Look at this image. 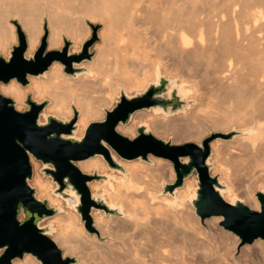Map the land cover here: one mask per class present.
<instances>
[{
  "label": "bare ground",
  "instance_id": "obj_1",
  "mask_svg": "<svg viewBox=\"0 0 264 264\" xmlns=\"http://www.w3.org/2000/svg\"><path fill=\"white\" fill-rule=\"evenodd\" d=\"M43 10L50 31L48 49L61 47L63 37L74 40V49L80 47L89 34L80 16L97 12L90 17L103 22L100 44L84 73L74 78L55 62L44 78L32 80L29 91L38 101H49L45 112L64 120L77 110L76 137H81L90 121L102 119L113 93L145 86L164 68L198 102L196 108L177 122L136 112L116 130L133 136L136 126L146 122L157 133L172 132L175 142L199 140L205 121L215 129L240 130L244 136L219 145L214 168L227 186L223 198L230 203L244 198L259 210L253 197L257 186L248 180L264 170V0H0V54L14 41L16 28L8 24L13 18L26 33L25 56L32 54L41 36ZM0 92L14 100L27 94L16 82L0 85ZM90 159L80 161V168L105 167L98 156ZM231 163L234 169L228 167ZM170 168L137 162L126 169V177L91 189L126 216L95 215L100 236L109 238L106 244L89 239L72 215L62 217L55 242L65 246V253L78 252V264H254L252 252L243 253L246 248L245 259L231 261L237 242L230 239L227 245L225 240L224 245L221 234L227 232L205 234L186 205L195 185L186 183L174 197L152 191L153 185L159 190L172 181ZM252 246L263 255V242L256 240ZM12 264L39 263L26 255Z\"/></svg>",
  "mask_w": 264,
  "mask_h": 264
},
{
  "label": "water",
  "instance_id": "obj_2",
  "mask_svg": "<svg viewBox=\"0 0 264 264\" xmlns=\"http://www.w3.org/2000/svg\"><path fill=\"white\" fill-rule=\"evenodd\" d=\"M17 45L12 46L9 57H0V83L14 80L22 88L28 85V77H40L57 62L64 72L76 75L81 70L73 69L90 56L86 43L79 54L69 55L70 41L63 39L60 50L47 51V30L44 28L39 46L32 56L25 57L27 41L16 22ZM189 95L176 80L165 78L160 72L145 89L128 96L120 89L118 101L110 111H105L102 121L91 122L81 138L74 136L77 112L69 120L45 115L47 101L38 102L29 94L24 104L27 109L18 111L15 102L0 94V264H12L24 256L33 257L39 264H73L74 259L63 257V252L49 237L51 229L40 227V223L61 211L51 207L47 200L36 198L35 189L29 182L33 176L30 159L47 166L45 175L57 186L56 194L80 216L85 229L92 233L91 212H102L109 216H120L117 207H109L103 194H92L88 185L99 180L109 183L106 176L85 174L75 163L101 157L111 170L122 168L111 155L113 151L121 160L148 161L149 156L169 161L175 180L164 187V194L175 196L184 181L196 174L195 195L189 201L199 219L221 217V226L235 234L241 244L264 241V191L257 192L260 211L250 210L242 200L234 198L231 203L223 198L226 185L218 176H211L209 163L210 143L216 138L231 139L235 133L213 134L200 145L184 143L173 145L153 136L148 125L138 124L136 137L130 139L116 131V127L129 124L138 111L152 110L172 115L182 110L183 101ZM43 118V121H41Z\"/></svg>",
  "mask_w": 264,
  "mask_h": 264
},
{
  "label": "rangeland",
  "instance_id": "obj_3",
  "mask_svg": "<svg viewBox=\"0 0 264 264\" xmlns=\"http://www.w3.org/2000/svg\"><path fill=\"white\" fill-rule=\"evenodd\" d=\"M97 12H94L92 15L91 14H88V15H84V16H80L81 17V24L84 26V27H86L88 30H89V34H88V36L81 42V44H80V47L78 48V49H74L73 48V46H74V40H72L71 38H69V37H63V39H66V40H68V41H70V46H69V48H68V50H67V53L69 54V55H74V54H79V53H81V51H82V49H83V47H84V45L86 44V43H88L89 41H92L93 40V43L89 46V48H88V50H87V53L89 54V56H90V58L87 60V59H85V60H83V61H81L80 63H78V64H74L73 65V69H75V70H81V72L80 73H76V75H72L74 78H77V76H79V75H81L82 73H84L85 72V68H84V65L85 64H88L89 62H91L92 60H93V58H94V56H95V54H96V48H97V46L100 44V36H99V33L102 31V29H103V22L102 21H100L99 20V18H96V19H92L90 16H95V14H96ZM46 17H47V13L43 10L42 12H41V14H40V27H41V36H40V38H39V40H38V43H37V45H36V49H34L33 50V52H32V54H30L29 56H32L33 55V53L37 50V47L39 46V43H40V39L42 38V36H43V32H44V28L47 30V39H48V36H49V27H48V24H47V19H46ZM42 19V20H41ZM79 20V21H80ZM13 21L14 22H16L17 23V25L19 26V28L21 29V26H20V24L18 23V20L17 19H15V18H13V19H9V21H8V24L10 25H12L14 28H16L15 27V25L13 24ZM21 31H23L22 29H21ZM23 33L25 34V37H26V33L23 31ZM27 41V40H26ZM15 45H17V39H16V29H15V38H14V41L13 42H11V44H10V46H9V48H8V50H7V52L5 53V55L4 54H0V57H3L4 59H7L8 57H9V51L11 50V48H12V46H15ZM63 47V41H62V44H61V47H59V48H53V49H48L47 48V51L48 50H60L61 48ZM26 53V52H25ZM25 57H28V56H25ZM60 64V63H59ZM83 67V68H82ZM163 70H164V68H161L160 69V71H161V74L165 77V78H167V79H173V80H176V82H177V84H179V79L178 78H171V77H169L168 76V74H164V72H163ZM45 74H46V72L43 74V76H40V77H38V78H36V77H28L27 78V80H28V85L26 86V87H24V88H22L21 86H20V84H18L17 82V84L24 90V91H26L27 92V94L25 95V97L22 99V100H14L13 98H11L10 96H6V95H4L3 93H1L0 92V94L1 95H3V96H5V97H9V98H11L14 102H15V109L16 110H18V111H24V110H26L27 109V107H26V105L24 104V101H25V99H26V96L27 95H31L32 96V99H34V100H36V101H38V99H36L35 97H34V95H33V93H31L29 90H30V88H31V82H32V80L33 79H40V78H44L45 77ZM152 78V79H151ZM154 76H150L149 77V79L150 80H148V82L145 84V86H140V87H132V88H120V89H122L124 92H125V94H127L128 96H133L134 94H136V93H140V92H142L144 89H145V87L147 86V84L148 83H150V82H153L154 81ZM10 82H15L14 80H12V81H10ZM10 82L8 83V84H10ZM8 84H6V85H8ZM0 85H3V84H1L0 83ZM119 89V90H120ZM185 90V89H184ZM186 91V90H185ZM190 95V96H189ZM189 95L186 97V98H184L183 99V101L186 103V106L185 105H183L182 106V110L181 111H179V112H177V113H175V114H172V115H165L164 113H161V112H157V113H154L152 110H149V111H145V110H143V111H138V112H143V113H147V114H151L152 116H154V118L155 119H157V120H160L161 122H166V121H179V120H181V119H184L185 118V116H187L188 114H190L193 110H194V108H196V104H198V102L197 101H195L193 98H192V96H191V94L189 93ZM118 97H119V91H117V92H115V93H113V98H112V101L110 102V104L107 106V107H105L104 109H103V117H102V119H98V120H92V121H90L89 123H91V122H97V121H102V120H104V118H105V111L107 110V111H110L113 107H115V104H116V101H118ZM43 101H47V106L45 107V109H44V114L45 115H52V114H50V113H47V112H45V110H47V108H48V106L50 105L49 104V101H48V99H42V100H39L38 102H43ZM74 111V110H73ZM76 112H77V120H76V130H75V133H74V136L76 137V133H77V131H78V129H79V125H78V118H79V112L77 111V110H75ZM136 113V112H135ZM134 113V114H135ZM133 114V115H134ZM54 116V115H53ZM56 117V116H55ZM73 117V114H72V116L70 117V118H68V119H64V120H69V119H71ZM132 118V117H131ZM59 119V118H58ZM61 120H63V119H61ZM41 121H43V118H41ZM181 122V121H180ZM88 123V124H89ZM146 123V122H145ZM88 124L86 125V127L88 126ZM147 124V123H146ZM148 125V124H147ZM85 127V128H86ZM137 127V126H136ZM135 130H136V128H135ZM135 130H134V135L133 136H131V135H129V134H122V133H120V132H118L117 130V132L119 133V134H121V135H123V136H127V137H129L130 139H133V138H135L137 135H136V132H135ZM149 130H150V132L153 134V136H155L156 138H159V139H161V140H163V141H169V142H171V144H173V145H182V144H184V143H195V144H198V145H200L201 144V142L205 139V138H207V137H210L211 135H213V134H231V133H235L234 135H233V137L231 138V139H223V138H216V139H214L211 143H210V152H211V156H210V159H209V163L212 165V167H211V169H210V175L211 176H218V178L221 176V173H220V171H218V170H216L215 168H214V166H215V160H214V155H215V153H217V151H218V149H219V145L220 144H223V143H226V142H228V141H236V140H238L239 138H241V135L242 136H244V133L243 132H241L240 130H238V129H229V130H226V131H224V130H221V129H215V128H212L211 127V125H210V123L208 122V121H205L204 122V124H203V129L202 128H200V130L199 131H202L203 130V134L201 135V138L199 139V140H195V139H187V140H183V141H179V142H175L173 139H174V134L172 133V132H162V133H157V132H155V131H153L152 129H151V127L149 128ZM84 131H85V129H84ZM239 132V133H238ZM83 134H84V132H83ZM83 134H82V136H83ZM81 136V137H82ZM81 137H77V138H81ZM223 142V143H222ZM110 152H111V155H112V157L115 159V161L120 165V167L122 168V170L121 171H116V170H111V169H109L108 167H107V165H106V163H105V161L101 158V157H99L100 158V160L102 161V163L105 165V167L104 168H101V167H95L94 169L93 168H89V169H81L80 168V162H77V163H75V166L77 167V168H79V170L81 171V172H83V173H85V174H93L94 173V171L96 172V174L97 175H102V176H106L108 179V181H109V183H115V181L119 178V177H126L127 176V174H126V169L129 167V166H131V165H134L135 163H137V162H140V163H144V164H147V165H149V166H151V167H156V165L158 164V163H165V164H168V165H170V169H171V173H172V175H173V178H172V181H169V182H166L165 184H164V186L162 187V188H160L159 190L158 189H156V186L155 185H153V187H152V191L154 192V191H157V195H159V196H164L165 194H164V187L166 186V185H168V184H172L173 182H174V180H175V173H174V170H173V167H172V164L169 162V161H166V160H163V159H160V158H155V157H153V156H149L148 157V161L147 162H143V161H139V160H133V161H124V160H121L113 151H111L110 150ZM235 153H233V156H235L234 155ZM32 159V158H31ZM91 160V159H90ZM31 163V165H32V168H33V176H32V179H31V181L29 182V185H30V187H32V188H34L35 189V194H36V198L37 199H39V200H47L48 201V204L51 206V207H54V208H59V209H61V211L59 212V213H57L55 216H53V217H50V218H47V219H45V220H43L41 223H40V227H42V228H45V227H49L50 229H51V231H50V233H49V237L52 239V241L54 242V243H56L55 241V237H56V235H57V233H58V228H59V226L61 225V219H62V217H64V216H66V215H72V216H76L77 218H78V223H79V225L82 227V229H83V231H84V233H85V235L86 236H88V238L89 239H91L92 237H96L95 238V242L97 243V244H100V245H103V244H106L107 243V241H108V237H101L100 235V230L95 226V215H99V214H101L102 212H100V213H98V212H96V211H92L91 212V217H92V220H93V229H94V231L92 232V233H89L86 229H85V227H84V223L81 221V219H80V216L76 213V211L72 208V207H67L66 206V203H65V201L60 197V196H58L57 194H56V192H57V186H56V184H55V182L50 178V177H47L46 175H45V172H46V169L48 168L47 166H43L40 162H37V161H35V160H33L32 159V161L30 162ZM227 166H228V164H227ZM228 167H231V169H234V167H233V164L231 163ZM230 169V168H229ZM230 169V170H231ZM253 177H251V179H249L248 180V182H252V183H255L256 184V188L254 189V191H253V197L257 200V198H256V193L257 192H261V191H264V170L263 171H261V172H256L254 175H252ZM36 180L38 181V183L36 182ZM196 181H197V178H196V174L195 173H193L190 177H188L185 181H184V183H183V187L182 188H180V189H177L176 190V192L178 193V192H182V190H184V187H185V184L187 183V184H192V185H195L196 184ZM222 185H226L225 183H222V182H220ZM104 184H106L105 183V181H103V180H99L98 182H96V181H92L89 185H88V188H89V190H90V192L92 193V194H102L101 192H95V190H91L92 188H100L102 185H104ZM105 198V200L107 201V199H106V196L104 197ZM224 200L225 201H229L228 199H226V198H224ZM240 200H242V202H243V204L245 205V206H247L250 210H253V211H257V210H255V209H251V207L246 203V201H245V199L244 198H241ZM245 201V202H244ZM257 202H258V200H257ZM258 204H259V202H258ZM186 205H188L190 208H191V213H192V215L194 216V217H196V218H198L199 219V217H197L196 215H195V211H194V209H193V207H192V205H191V203H190V201L189 200H187L186 201ZM258 211H260V205H259V210ZM105 215V214H104ZM105 217H121V218H125L126 216L125 215H120V216H109V215H105ZM212 218H215V217H211V218H209V219H204V220H201V219H199V222H200V224H201V226H202V228H203V230H204V232H205V234H207L208 235V233H209V235L212 233V234H214L215 236H217V234L218 235H220V233L222 232H227V233H223V234H221L222 236H223V244L225 243V240H226V242L227 243H225V244H227V245H229V244H231V243H229V242H232L233 240L235 241V242H237L236 244H235V246H234V248H235V250H234V252H232L231 253V255L232 256H230L229 258L231 259V261H233V262H235V263H237V261L239 260H243V259H245V257H243L242 255H243V253H245L247 250H250V251H248L249 253H251L252 252V257L250 258V259H252L253 261H252V263H254V264H256V263H260V264H264V253H263V255H262V253L260 252L259 253V251H257V249L255 250V248L252 246L253 245V243L252 244H250V245H248V244H241V241H240V239L235 235V234H233V233H231V232H229V231H226L225 229H223V227L221 226V222L223 221V219L221 218V220L219 221V222H215L214 220H212ZM211 222V223H210ZM214 224H213V223ZM215 231H217V232H215ZM220 232V233H219ZM213 235V236H214ZM226 235H227V238H226ZM229 235V236H228ZM232 237V238H231ZM235 239H234V238ZM229 238V239H228ZM230 239H232V241L230 240ZM230 240V241H229ZM237 240V241H236ZM234 241H233V243H234ZM261 242H263L264 243V241H262V240H260ZM103 243V244H102ZM224 244V245H225ZM56 246L59 248V249H61L62 250V252H63V257H69V258H73L74 259V263L73 264H78L77 262H78V259L80 258V256L78 257L77 255H79V253L77 254L76 252H74V253H65V246H61V245H59V244H57L56 243ZM251 246V247H250ZM89 247V246H88ZM248 247H250V248H248ZM90 248V247H89ZM88 248V249H89ZM246 248V249H245ZM253 248V249H252ZM87 249V250H88ZM245 249V250H244ZM92 250V249H91ZM91 250H89V252L91 251ZM244 250V252L242 253V251ZM256 251V252H254V251ZM88 252V251H87ZM92 253H93V251H91ZM89 253V254H92V253ZM0 254H1V251H0ZM69 254H71V255H69ZM255 254V255H254ZM77 256V257H76ZM242 258V259H241ZM254 258H255V261H254ZM257 259V260H256ZM237 260V261H236ZM16 261H19V260H14L13 262H16ZM238 261V262H239ZM257 261V262H256ZM256 262V263H255ZM86 264H94V262L92 261V260H90L89 262H87Z\"/></svg>",
  "mask_w": 264,
  "mask_h": 264
}]
</instances>
